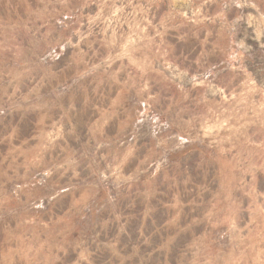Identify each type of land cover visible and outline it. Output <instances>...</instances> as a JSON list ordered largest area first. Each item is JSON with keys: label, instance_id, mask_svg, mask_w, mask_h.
<instances>
[{"label": "rangeland", "instance_id": "rangeland-1", "mask_svg": "<svg viewBox=\"0 0 264 264\" xmlns=\"http://www.w3.org/2000/svg\"><path fill=\"white\" fill-rule=\"evenodd\" d=\"M0 264H264V0H0Z\"/></svg>", "mask_w": 264, "mask_h": 264}, {"label": "built area", "instance_id": "built-area-1", "mask_svg": "<svg viewBox=\"0 0 264 264\" xmlns=\"http://www.w3.org/2000/svg\"><path fill=\"white\" fill-rule=\"evenodd\" d=\"M145 107V105L143 106V108ZM147 110L144 108V112H146Z\"/></svg>", "mask_w": 264, "mask_h": 264}]
</instances>
